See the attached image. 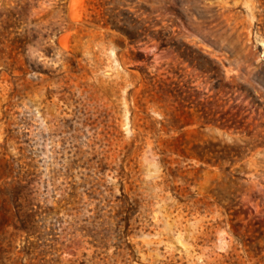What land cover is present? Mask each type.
Wrapping results in <instances>:
<instances>
[{"label": "rangeland", "instance_id": "1", "mask_svg": "<svg viewBox=\"0 0 264 264\" xmlns=\"http://www.w3.org/2000/svg\"><path fill=\"white\" fill-rule=\"evenodd\" d=\"M0 264H264V0H0Z\"/></svg>", "mask_w": 264, "mask_h": 264}, {"label": "trees", "instance_id": "2", "mask_svg": "<svg viewBox=\"0 0 264 264\" xmlns=\"http://www.w3.org/2000/svg\"><path fill=\"white\" fill-rule=\"evenodd\" d=\"M110 15H111V13L109 14V16H110ZM110 17H112V16H110ZM114 19H115V18H114ZM114 19H113V20H110V21L108 20L109 22H107V23H109V24L111 25V27L123 31V27H124V26H118V21H114ZM126 35L128 36L129 34L126 33ZM130 38H131V37H130Z\"/></svg>", "mask_w": 264, "mask_h": 264}]
</instances>
